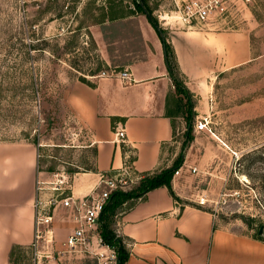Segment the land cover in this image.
<instances>
[{
  "label": "rangeland",
  "instance_id": "rangeland-1",
  "mask_svg": "<svg viewBox=\"0 0 264 264\" xmlns=\"http://www.w3.org/2000/svg\"><path fill=\"white\" fill-rule=\"evenodd\" d=\"M136 1L142 2L0 0V153L9 151L8 159L0 154V174L11 162L12 152L18 151L25 173L28 166L32 170L34 187L25 184V195L35 192L38 172H43L39 176L46 181V188L61 186V197L68 195L74 174L93 169V147H87L84 131L64 103L67 82L98 66L89 27L111 16L135 12ZM146 6L163 32L179 26L174 17H168L171 7L166 0H146ZM221 30L245 32L251 56L242 65L211 75L206 99L193 98L192 112L207 116L208 128L196 131L198 119L193 116L191 139L185 137V119L179 130L183 131L176 137L182 146L195 143L198 148L195 159L206 167L204 176H208L203 180L210 195L207 208L217 225L264 243V0H253L240 10L230 27ZM177 78L183 81L179 72ZM139 182L129 190L137 188ZM131 200L106 212L103 220L113 228L117 213ZM100 229L99 222L98 232ZM52 230L53 238L44 237L50 233L42 232L43 237L36 239L34 228L32 241L19 244L24 248L15 250L10 263L97 261L85 249L64 246L65 229L55 226ZM13 244L9 238H0V264H8L6 255ZM255 264H264V256Z\"/></svg>",
  "mask_w": 264,
  "mask_h": 264
},
{
  "label": "crops",
  "instance_id": "crops-1",
  "mask_svg": "<svg viewBox=\"0 0 264 264\" xmlns=\"http://www.w3.org/2000/svg\"><path fill=\"white\" fill-rule=\"evenodd\" d=\"M89 33L98 66L68 81L64 94L65 105L84 131L87 147L94 150L93 169L74 174L69 184L68 195L74 198L91 193L101 174L124 166L130 167L131 176L140 177L171 167L182 150V141L176 136L183 131L179 130L186 115L185 98L176 92L165 64L161 35L145 14L106 19L91 25ZM162 35L173 49L191 101L209 96L206 88L211 75L242 65L251 56L248 35L241 31L179 25L166 28ZM123 69L130 73L128 80L97 76L101 70ZM116 126L125 130L124 143L116 141ZM184 149L179 173L172 175L171 190L166 186L151 189L117 213L113 229L124 238L129 253L125 264L257 263L264 256V243L217 225L207 208L210 195L203 180L208 176H204L206 167L195 159L198 148L191 143ZM0 154L8 159L9 151ZM21 158L13 151L11 162L5 160L6 170L0 174V238H9L10 244L30 243L35 228V192L25 195L23 190L25 184L34 187L32 170L28 166L25 173ZM48 188L56 197L62 193L61 186ZM202 195L207 200L199 204ZM51 213L50 235L44 237L53 238L55 226L69 234L75 224L67 209L57 204ZM89 246L94 247L95 242Z\"/></svg>",
  "mask_w": 264,
  "mask_h": 264
},
{
  "label": "built area",
  "instance_id": "built-area-1",
  "mask_svg": "<svg viewBox=\"0 0 264 264\" xmlns=\"http://www.w3.org/2000/svg\"><path fill=\"white\" fill-rule=\"evenodd\" d=\"M253 0H166V4L171 7L168 12L174 17L179 25L196 30H221L230 27L233 21L238 19L240 10L252 3ZM118 76L123 80L129 79V71L123 70H101L97 76L109 77ZM209 120L207 116L201 117L195 123V130L205 131L208 128ZM116 141L125 142V130L121 126L114 129ZM181 166L173 173L177 175ZM191 172H196L195 167H189ZM130 167L124 166L116 169L115 172L103 173L99 177L96 188L91 193L74 198L71 195L56 197L48 194L50 188L43 186L46 181L38 176L35 187V197L33 208L35 212V237L40 239L43 233H49L48 228L52 221V210L57 204L66 208L68 215L74 222V227L66 236L63 243L70 250H87L97 258V264H117L115 249L105 244L98 232L100 214L104 205L112 192L117 190L128 191L142 177L131 176ZM206 197L202 195L198 199L199 204L206 202ZM95 242L94 247H90L91 241ZM39 251L35 254L40 257Z\"/></svg>",
  "mask_w": 264,
  "mask_h": 264
},
{
  "label": "trees",
  "instance_id": "trees-1",
  "mask_svg": "<svg viewBox=\"0 0 264 264\" xmlns=\"http://www.w3.org/2000/svg\"><path fill=\"white\" fill-rule=\"evenodd\" d=\"M141 1H142L141 3L136 1V4H135L136 11L135 12L145 14L148 21L161 35V41H162L163 50H164V59H165V64L167 66L169 75L173 80V84L175 86L176 92L185 98L184 105H187V108H188V111H186L187 114L185 115V122H186L185 137L187 140H190L191 139L190 131L192 128V119L194 115V113L192 112L193 103L191 99L188 97V90L185 87L183 81L177 78V74L179 70H178V66L175 60V55H174L171 45L166 42L164 36L162 35L163 30L152 19L151 11L146 6V0H141ZM135 12H131L130 14H134ZM124 16L126 15L111 16V17H108V20H113L119 17H124ZM180 101L181 102L183 101L182 97L180 98ZM184 147H185V144L183 143L182 150L171 167L163 169L160 172L155 173V174H149V175L143 176L139 182V186L135 189L128 190V191L117 190V191L112 192L106 204L104 205L103 210L100 214V218H99V222L101 224V229H100L99 234L101 236L102 241L105 244L115 249L116 257H117V264H125L129 253L126 248L124 238L122 236L117 235L114 229L103 220L104 214L108 212L109 210L116 208L120 204H123L127 200L137 199L139 197H142L149 190L154 189L156 187L166 186L169 190H171L172 175L174 171L182 163V160L184 157V152H183ZM22 248L24 247L19 244H13L10 247V250L7 254L8 264H11L10 262L12 261V256L14 255L15 250L22 249Z\"/></svg>",
  "mask_w": 264,
  "mask_h": 264
},
{
  "label": "water",
  "instance_id": "water-1",
  "mask_svg": "<svg viewBox=\"0 0 264 264\" xmlns=\"http://www.w3.org/2000/svg\"><path fill=\"white\" fill-rule=\"evenodd\" d=\"M263 233V227L259 228L258 234L261 235Z\"/></svg>",
  "mask_w": 264,
  "mask_h": 264
},
{
  "label": "bare ground",
  "instance_id": "bare-ground-1",
  "mask_svg": "<svg viewBox=\"0 0 264 264\" xmlns=\"http://www.w3.org/2000/svg\"><path fill=\"white\" fill-rule=\"evenodd\" d=\"M166 18H167V16H164V17H163V19H166ZM244 180H246V178H245Z\"/></svg>",
  "mask_w": 264,
  "mask_h": 264
}]
</instances>
